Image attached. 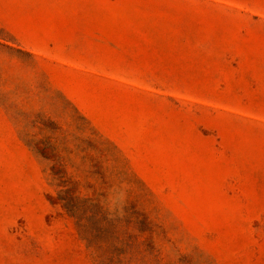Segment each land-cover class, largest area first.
I'll list each match as a JSON object with an SVG mask.
<instances>
[{"label": "rangeland", "instance_id": "374dc122", "mask_svg": "<svg viewBox=\"0 0 264 264\" xmlns=\"http://www.w3.org/2000/svg\"><path fill=\"white\" fill-rule=\"evenodd\" d=\"M0 264H264V0H0Z\"/></svg>", "mask_w": 264, "mask_h": 264}]
</instances>
